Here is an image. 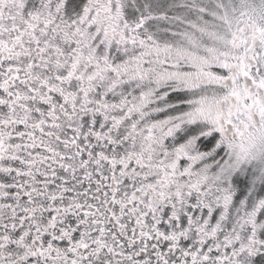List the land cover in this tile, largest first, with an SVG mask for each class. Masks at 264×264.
Segmentation results:
<instances>
[{
	"label": "snow or ice",
	"instance_id": "obj_1",
	"mask_svg": "<svg viewBox=\"0 0 264 264\" xmlns=\"http://www.w3.org/2000/svg\"><path fill=\"white\" fill-rule=\"evenodd\" d=\"M0 264H264V0H0Z\"/></svg>",
	"mask_w": 264,
	"mask_h": 264
}]
</instances>
